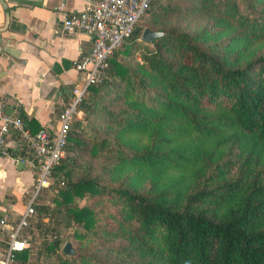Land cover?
Returning <instances> with one entry per match:
<instances>
[{"label": "trees", "instance_id": "trees-1", "mask_svg": "<svg viewBox=\"0 0 264 264\" xmlns=\"http://www.w3.org/2000/svg\"><path fill=\"white\" fill-rule=\"evenodd\" d=\"M77 110L50 264H264V0H150Z\"/></svg>", "mask_w": 264, "mask_h": 264}, {"label": "crops", "instance_id": "crops-1", "mask_svg": "<svg viewBox=\"0 0 264 264\" xmlns=\"http://www.w3.org/2000/svg\"><path fill=\"white\" fill-rule=\"evenodd\" d=\"M4 3L6 8L0 3V27L6 12L9 22L0 43V106L11 113H23L38 128L50 130L73 90L84 83L83 73L70 62L90 50L91 40L86 33L61 29L63 18L78 10L82 0ZM18 146L16 134L11 133L0 153V219L7 222L5 231L0 229L1 256L8 234L17 227L33 191V172L12 155Z\"/></svg>", "mask_w": 264, "mask_h": 264}, {"label": "built area", "instance_id": "built-area-1", "mask_svg": "<svg viewBox=\"0 0 264 264\" xmlns=\"http://www.w3.org/2000/svg\"><path fill=\"white\" fill-rule=\"evenodd\" d=\"M150 0H82L81 7L67 14L61 23L66 33H86L91 40L90 50L70 64L83 73L84 83L73 90L72 96L58 112L52 129L40 128L32 133L15 113L0 106V153L4 151L7 136L16 134L20 144L26 148V156L17 160L34 174L33 191L17 227L6 240V248L0 264H15L14 252L30 247L31 236L23 233L28 220L35 214L33 203L40 191L47 187L53 167L65 154L67 132L81 97L88 85L98 83L108 59L123 40L128 37L136 23L146 13ZM7 222L0 219V229L5 231Z\"/></svg>", "mask_w": 264, "mask_h": 264}, {"label": "rangeland", "instance_id": "rangeland-1", "mask_svg": "<svg viewBox=\"0 0 264 264\" xmlns=\"http://www.w3.org/2000/svg\"><path fill=\"white\" fill-rule=\"evenodd\" d=\"M40 195L39 201L46 208V213L41 214L37 212L38 214H33L31 222L23 229L24 234L31 236L29 247L31 255L28 264H50L56 258L45 251L44 248V243L50 241L54 236V228L57 227V220H60V215L56 212L57 207L52 203V198L56 196V191L53 188L46 187L40 191ZM77 203L81 204L82 201L77 200ZM72 230L73 227H60L59 234L65 237L70 242L72 248H74L77 246V242L72 237ZM63 245L64 243L61 244L58 252H62Z\"/></svg>", "mask_w": 264, "mask_h": 264}, {"label": "water", "instance_id": "water-1", "mask_svg": "<svg viewBox=\"0 0 264 264\" xmlns=\"http://www.w3.org/2000/svg\"><path fill=\"white\" fill-rule=\"evenodd\" d=\"M0 3L2 4L3 8H6V5L4 3V0H0ZM9 22V14L6 12L5 13V22L4 25L0 27V43H1V34L5 31L7 28ZM162 33L161 32H156V31H151L147 28L143 29L140 39L144 42H149L153 40L155 37L160 36ZM0 50H1V45H0ZM62 251L66 254H72L74 252L70 242H65Z\"/></svg>", "mask_w": 264, "mask_h": 264}]
</instances>
